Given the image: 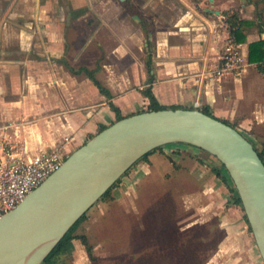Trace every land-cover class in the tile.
Segmentation results:
<instances>
[{
    "label": "crops",
    "instance_id": "0c3cea01",
    "mask_svg": "<svg viewBox=\"0 0 264 264\" xmlns=\"http://www.w3.org/2000/svg\"><path fill=\"white\" fill-rule=\"evenodd\" d=\"M229 40L247 65L212 77ZM261 41L264 0H0V156L4 141L27 158L56 148L71 155L117 121L112 105L123 117L148 111L147 90L167 109H206L240 132L264 128V61H249ZM210 156L164 146L113 198L174 172L192 185L190 228L224 233L204 264H264L234 184ZM82 247L73 241L75 260H88Z\"/></svg>",
    "mask_w": 264,
    "mask_h": 264
},
{
    "label": "water",
    "instance_id": "95a60500",
    "mask_svg": "<svg viewBox=\"0 0 264 264\" xmlns=\"http://www.w3.org/2000/svg\"><path fill=\"white\" fill-rule=\"evenodd\" d=\"M172 144L195 147L222 164L264 262V162L254 144L202 110L163 109L125 117L99 132L2 217L0 264H44L71 228L139 161Z\"/></svg>",
    "mask_w": 264,
    "mask_h": 264
},
{
    "label": "rangeland",
    "instance_id": "374dc122",
    "mask_svg": "<svg viewBox=\"0 0 264 264\" xmlns=\"http://www.w3.org/2000/svg\"><path fill=\"white\" fill-rule=\"evenodd\" d=\"M241 133L263 150V127ZM202 154L210 156L204 151ZM132 171L134 168L124 178L128 179ZM124 181L120 180L112 193L121 190ZM191 186L188 180L183 181L172 172L161 178L145 179L119 200H100L76 231V235L89 238L97 261L75 260L72 253L56 264L206 263L215 254L224 233L217 228H190L194 208L184 193ZM82 251L88 256L84 246Z\"/></svg>",
    "mask_w": 264,
    "mask_h": 264
},
{
    "label": "built area",
    "instance_id": "2783aa9c",
    "mask_svg": "<svg viewBox=\"0 0 264 264\" xmlns=\"http://www.w3.org/2000/svg\"><path fill=\"white\" fill-rule=\"evenodd\" d=\"M246 65L242 45L235 40H229L224 46L220 64L210 75L222 77L239 74ZM1 152L0 219L21 204L69 157L65 149L56 148L27 158L24 148L8 141L1 144Z\"/></svg>",
    "mask_w": 264,
    "mask_h": 264
},
{
    "label": "trees",
    "instance_id": "16d2710c",
    "mask_svg": "<svg viewBox=\"0 0 264 264\" xmlns=\"http://www.w3.org/2000/svg\"><path fill=\"white\" fill-rule=\"evenodd\" d=\"M234 18V17H232ZM234 31H232L233 33ZM249 61L251 63H260V62H263L264 61V42H257V43H254V44H251L250 45V57H249ZM263 70H264V67H263ZM95 83L97 85L100 86V83L95 79L93 78ZM101 90H102V87L100 86ZM145 95L150 99L151 101V105H150V108L148 111H153V110H163V109H167V107H164L162 105H160L157 100L155 99L154 95L152 94V91L151 90H147L145 91ZM112 108L113 110L116 112L117 114V121H120L122 120L123 117L121 115V112L119 111V109H117L116 107H114L112 105ZM171 109H177L176 107H173ZM206 114L210 115V116H213L212 113L209 111V110H203ZM116 121V122H117ZM225 123H227L228 125H231L233 126L234 128H236L234 125L230 124L229 122H226L224 121ZM104 130V129H103ZM256 151L259 153L261 159L263 160L264 162V147H263V150L260 151L259 148L254 145ZM162 149V148H160ZM158 149V150H160ZM157 151V150H156ZM155 151L149 153L147 156H145L143 158V160H146L148 159V157L153 154ZM171 160V159H170ZM171 162H173L171 160ZM217 172V175L219 177H222L221 173H219V171H216ZM120 182V180L118 181ZM118 182L102 197V201H106V200H111V199H114L113 198V193H112V190L117 186ZM236 202L237 204L239 205H242L241 204V200L240 198L237 196L236 198ZM87 214L84 215L72 228L71 230L67 233V235L64 237V239L57 245V247L52 251V253L47 257L46 261L44 264H56L58 263L59 259L61 257H64V256H71L72 255V251H73V241L74 240H79L82 244V246H84L89 258L91 261H94L96 262L97 259L96 257L94 256L93 254V247L91 246L90 244V241H89V238L86 236V235H76V231L78 229V227L80 226V224L85 220ZM247 220V218H246ZM248 222V220H247ZM249 224V223H248Z\"/></svg>",
    "mask_w": 264,
    "mask_h": 264
}]
</instances>
